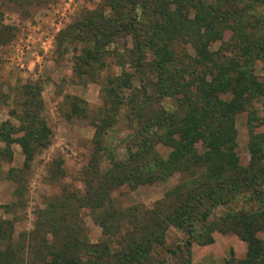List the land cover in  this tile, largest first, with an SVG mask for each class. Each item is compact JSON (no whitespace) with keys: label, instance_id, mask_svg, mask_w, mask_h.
Returning a JSON list of instances; mask_svg holds the SVG:
<instances>
[{"label":"trees","instance_id":"trees-1","mask_svg":"<svg viewBox=\"0 0 264 264\" xmlns=\"http://www.w3.org/2000/svg\"><path fill=\"white\" fill-rule=\"evenodd\" d=\"M110 1L111 15L90 14L73 25L77 26L74 32L65 31L64 38L71 33L88 45L79 58L87 67L98 61L103 42L115 37L131 39L132 49L127 52L141 75L139 90L144 101L138 108L129 107L126 114L131 134L125 157H114L103 147V138L104 131L119 122L124 106V99L109 87H130L131 74L108 78L109 107L103 111L101 125L95 127L93 154L83 169V196L63 190L38 210L35 239L23 233L14 241L13 223L0 217V264H110L112 260L115 264H148L151 253L165 247L169 228L183 230L188 238L183 245L165 251L175 258L167 264H191V240L198 224L204 231V245L212 243L214 231L234 234L246 244L244 258L230 257L225 264H264V241L258 237L264 230V190L260 189L264 135L249 128L250 159L242 166L235 130L236 114L248 111L252 101L264 96V81H258L254 71L257 61L264 62V0H214L212 4L205 0ZM127 4L131 15L124 12ZM257 10L260 15H255ZM141 19L151 28L143 31ZM228 31L231 36L226 42ZM187 44L193 47L194 57L176 50ZM213 44H220L218 50H212ZM162 99L172 100L175 109L162 108L148 117L151 103L161 104ZM72 101L71 114L80 113L77 105L84 102ZM39 104L38 98L27 101L17 128L20 137L12 138L9 132L14 129L0 123V140L6 143L0 149V161L12 160L10 145L16 143L24 155L23 169H29L38 148L49 144L50 132L37 113ZM157 145L171 149L166 159L159 155ZM104 149L109 160L100 173ZM175 173L179 182L166 192L165 200L146 211L148 220L142 229L137 231L133 225L134 232L119 241L120 250L113 259L107 244H90L78 236V208L104 211L116 188L152 184ZM241 196L256 203V210L242 208L209 220L214 208L234 204ZM100 226L106 234V225ZM166 261L162 258L161 264Z\"/></svg>","mask_w":264,"mask_h":264},{"label":"rangeland","instance_id":"rangeland-1","mask_svg":"<svg viewBox=\"0 0 264 264\" xmlns=\"http://www.w3.org/2000/svg\"><path fill=\"white\" fill-rule=\"evenodd\" d=\"M64 1L66 0H0V123H7L14 129L9 132L12 138L20 137L22 133L17 129L20 125V114L28 107L27 101L38 98L40 106L37 113L50 132L47 140L49 144L38 148L29 169H23L24 155L16 143L10 145L12 160L4 158L0 161V217L13 223L16 238L14 241L19 240L18 235L23 233L30 234L27 235L29 240L37 238L34 235L37 230L34 225L35 213L47 207L54 197L62 195L63 190L83 196V169L93 154L95 127L101 125L103 111L109 107L106 91L113 88L114 93L124 99V106L119 110V122L105 130L103 138V147H108L117 158L125 157L127 152L126 144L131 134L125 120L128 109L137 107L144 101L139 90L141 84L138 79L141 75L131 64L130 54L127 52L132 49L130 38L115 37L110 38L108 43L103 42V51L98 61L92 62L91 67L79 61L88 45L71 34L77 27L73 25L90 14L111 15V1L73 0V12L61 18L55 11L61 10ZM205 1L208 4L214 2ZM131 9L127 4L124 12L131 15ZM259 11L255 15H260ZM141 20L143 31L151 28L149 22ZM38 28L40 31H52L55 36L54 50L42 68L39 69L26 60L21 68L17 60L18 46L26 34H31L36 39L39 32L35 29ZM65 31L71 32L68 39L64 38ZM230 36V31L226 32L224 41L228 42ZM219 47L220 44H213L212 50L216 51ZM176 50L191 57L195 55L193 47L188 44L176 46ZM226 56L230 57L231 54ZM85 71L89 73L79 75ZM254 71L258 81L263 82L264 62L257 61ZM126 74H131L130 87H109L107 84L108 78ZM147 75L151 76L149 73ZM73 98L84 102L77 105L80 109L78 114H71ZM158 102L161 104L151 103L148 117L155 116L162 108L170 111L175 109V104L170 99ZM250 107L248 111L235 116L236 152L242 166H247L250 159L249 128H252L254 134L264 135V96L252 101ZM248 120L251 121L250 127ZM5 144L0 140V149ZM156 148L164 159L171 151L166 146L157 145ZM197 150H201L199 145ZM105 152V149L101 152L103 157L99 160L100 173L107 167L109 160V154ZM262 164L264 165V159ZM11 170L13 172L9 174ZM179 177L175 173L152 184L146 183L135 188L128 185L118 187L111 192V203L104 207V211L93 212L90 208H78V223L75 225L78 236L90 244H107L113 259L116 251L120 250L119 241L134 232L133 225L138 231L147 224L146 211L154 209L157 203L165 200L166 192L176 186ZM260 189L264 190V179ZM244 196L234 204L214 208L209 220L216 221L220 216L242 208L256 210L254 206L257 204L253 205ZM101 223L108 228L106 234L100 226ZM200 226L198 224L195 228L194 238L191 240V264H225L230 257L244 258L246 244L236 235L214 231L211 233L212 243L204 245L202 243L206 238ZM48 237L52 239L50 235ZM258 237L264 241V230ZM187 238L183 230L169 228L165 247L151 253L152 260L148 264H161L164 257L167 258L166 264L170 259L174 263L175 258L165 251L183 245ZM111 263L115 264L113 260Z\"/></svg>","mask_w":264,"mask_h":264},{"label":"built area","instance_id":"built-area-1","mask_svg":"<svg viewBox=\"0 0 264 264\" xmlns=\"http://www.w3.org/2000/svg\"><path fill=\"white\" fill-rule=\"evenodd\" d=\"M72 2L73 0L64 1L61 10L55 11L56 14L62 18L73 12ZM35 30L39 32L36 39L31 34H26L25 39L18 46L17 60L21 68L24 66L25 60L39 69L42 68L54 50L53 39L55 36L52 31H40V28Z\"/></svg>","mask_w":264,"mask_h":264}]
</instances>
